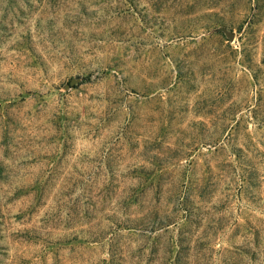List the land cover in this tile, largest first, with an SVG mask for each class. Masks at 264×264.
Returning a JSON list of instances; mask_svg holds the SVG:
<instances>
[{"label":"rangeland","instance_id":"374dc122","mask_svg":"<svg viewBox=\"0 0 264 264\" xmlns=\"http://www.w3.org/2000/svg\"><path fill=\"white\" fill-rule=\"evenodd\" d=\"M0 264H264V0H0Z\"/></svg>","mask_w":264,"mask_h":264},{"label":"water","instance_id":"95a60500","mask_svg":"<svg viewBox=\"0 0 264 264\" xmlns=\"http://www.w3.org/2000/svg\"><path fill=\"white\" fill-rule=\"evenodd\" d=\"M228 37H232V33H227ZM76 82L75 79H71L68 83V86H72Z\"/></svg>","mask_w":264,"mask_h":264}]
</instances>
